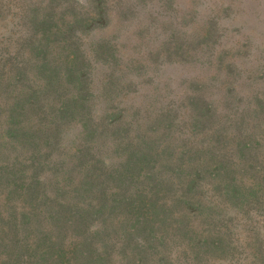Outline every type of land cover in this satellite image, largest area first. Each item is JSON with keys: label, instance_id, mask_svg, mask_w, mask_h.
<instances>
[{"label": "rangeland", "instance_id": "obj_1", "mask_svg": "<svg viewBox=\"0 0 264 264\" xmlns=\"http://www.w3.org/2000/svg\"><path fill=\"white\" fill-rule=\"evenodd\" d=\"M0 264H264V0H0Z\"/></svg>", "mask_w": 264, "mask_h": 264}, {"label": "trees", "instance_id": "obj_2", "mask_svg": "<svg viewBox=\"0 0 264 264\" xmlns=\"http://www.w3.org/2000/svg\"><path fill=\"white\" fill-rule=\"evenodd\" d=\"M63 221H64L65 224H69V218L67 220H66V218H64Z\"/></svg>", "mask_w": 264, "mask_h": 264}]
</instances>
